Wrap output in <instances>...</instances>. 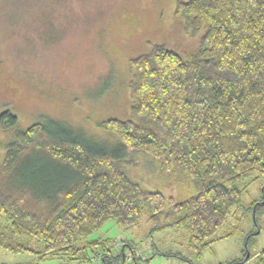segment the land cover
<instances>
[{
	"label": "trees",
	"instance_id": "obj_1",
	"mask_svg": "<svg viewBox=\"0 0 264 264\" xmlns=\"http://www.w3.org/2000/svg\"><path fill=\"white\" fill-rule=\"evenodd\" d=\"M175 16L187 33L204 30L201 46L183 58L154 45L130 60L129 118L101 124L119 146L76 142L54 121L19 131L12 113L0 114L11 139L0 164L1 249L33 253L34 239L43 256L84 262L98 244L86 243L91 233L108 220L132 227L143 206L152 232L183 228L200 256L239 205L238 185L264 182V0H186ZM130 153L156 160L164 176L186 179L195 194L175 202L145 192L115 162ZM126 245L133 253L124 243L122 263ZM96 255L102 264L120 258ZM255 259L264 264V250Z\"/></svg>",
	"mask_w": 264,
	"mask_h": 264
},
{
	"label": "rangeland",
	"instance_id": "obj_2",
	"mask_svg": "<svg viewBox=\"0 0 264 264\" xmlns=\"http://www.w3.org/2000/svg\"><path fill=\"white\" fill-rule=\"evenodd\" d=\"M184 1L0 0V114L12 113L19 131L54 121L68 129L76 142L119 146L101 124L129 118L130 60L148 54L154 45H164L183 58L201 46L204 30L187 33L175 16L177 4ZM10 142L0 130V164ZM115 162L145 192H159L175 202L195 194L186 179L167 178L158 162L145 154L130 153ZM263 184L247 180L238 185L239 205L200 256L187 247L185 229L152 232L148 211L142 206L132 227L125 229L108 220L91 233L86 243L98 244L88 248L87 261L43 256V244L32 239L33 253L0 248V264H102L97 253L120 256L124 243L133 251L126 245L124 256H130L126 261L136 258L138 264H229L248 257L244 264H257L255 256L264 250ZM168 210L169 205L164 212ZM116 262L121 264L122 257Z\"/></svg>",
	"mask_w": 264,
	"mask_h": 264
},
{
	"label": "built area",
	"instance_id": "obj_3",
	"mask_svg": "<svg viewBox=\"0 0 264 264\" xmlns=\"http://www.w3.org/2000/svg\"><path fill=\"white\" fill-rule=\"evenodd\" d=\"M117 245H119V243ZM128 258H130V256ZM128 258H126V259H128ZM122 264H138V262H136V261H134V259H132V261H123Z\"/></svg>",
	"mask_w": 264,
	"mask_h": 264
}]
</instances>
